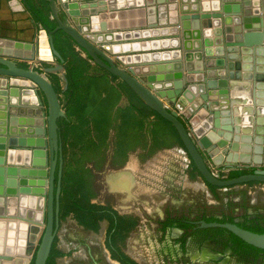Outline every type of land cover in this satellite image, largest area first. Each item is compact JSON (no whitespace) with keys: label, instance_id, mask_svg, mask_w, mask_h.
<instances>
[{"label":"water","instance_id":"water-1","mask_svg":"<svg viewBox=\"0 0 264 264\" xmlns=\"http://www.w3.org/2000/svg\"><path fill=\"white\" fill-rule=\"evenodd\" d=\"M21 1L30 7L27 0ZM46 1L52 27L37 16L39 29L30 42L0 38V264H13L16 259L46 264L59 226L63 152L57 120L66 115L52 83L29 64L20 67L12 60L45 59L40 57L42 33L50 59L59 60L49 61L51 66L43 72L63 70L53 37L57 33L69 37L95 64L171 123L207 184L264 183V165L258 168L245 161L243 168L230 169L222 179L207 166V159L221 162L215 149L228 151L233 147L230 142L238 140L226 132L228 128H220L224 125L217 118L230 114V108L222 107L238 68L232 61L244 51L264 55V0ZM133 16L139 26L148 25L133 35L146 39L128 45V34L116 28L125 27L124 18ZM116 18L119 22L112 20ZM228 122L225 118L223 123ZM194 223L198 228L223 227L264 249V233L233 222Z\"/></svg>","mask_w":264,"mask_h":264},{"label":"crops","instance_id":"crops-1","mask_svg":"<svg viewBox=\"0 0 264 264\" xmlns=\"http://www.w3.org/2000/svg\"><path fill=\"white\" fill-rule=\"evenodd\" d=\"M40 3H43L42 0ZM27 4L39 8L44 20L53 26L47 7L37 5L36 0H27ZM30 7L25 6L21 0L13 4H9V0H0V38L23 42L33 40L39 29V21L33 16ZM124 19L127 21L125 27L116 29L121 34H128V45L139 44L138 40L146 39L133 34L134 31L141 34L148 27L147 24L139 26L136 16ZM112 20L119 22L117 18ZM62 35L57 33L53 38L54 48L63 58V70L43 72V68L51 66L50 62L59 63L55 57L35 60L39 62L36 70L52 83L60 107L66 115V118L57 120L60 137L63 129V166L78 159L95 175V179H92L94 195L90 197L91 203L108 206L118 215L135 219L137 214L130 213V207L142 202L140 208L144 211L139 215L140 222L146 221L145 213H149L147 207L154 209L150 211H155V222L168 209L194 213L197 216L204 214L206 217L212 214L222 215L232 210L236 213L246 206L249 210L252 207L264 209V204L254 202L252 195L248 194L250 186L246 184L210 188L197 170L193 169L191 159L172 128L159 119L121 80L108 74L84 51H78L69 37L65 39ZM69 45L88 62L89 67L80 77L78 91L65 94L68 61L72 60L74 70L79 69L77 62L70 58L72 52ZM12 60L20 67H27L29 64L16 58ZM232 62L238 68L234 70L235 78L229 80V99L226 100V106L221 108L224 111L230 108V114L217 119L220 126L224 125L220 128H228L229 130L225 129L226 132L232 137L238 136V140L230 142L233 150L215 149L216 156L221 157L220 164L216 165L226 169L227 173L235 167L243 168L245 161H249L251 166L264 165V55L244 51ZM163 100L167 104V100ZM86 101L95 103L88 106L87 110L84 105ZM225 118L229 120L228 124L223 123ZM219 136L221 135L218 134L217 138ZM87 149L91 153L83 155ZM75 150H78L79 158L72 157ZM153 198L158 203L151 202ZM111 201H115L117 207ZM109 224V220L103 218L99 220L97 230L87 229L79 224L73 212L66 213L59 220L47 263L55 258V264H120L110 257L105 247ZM96 233H101V255L91 249L92 244L88 241V237L95 238ZM71 241L74 242L72 248H76L74 251L70 247ZM82 246L85 254L80 256L76 253ZM52 253L55 257L51 256ZM13 264L23 263L16 259Z\"/></svg>","mask_w":264,"mask_h":264},{"label":"trees","instance_id":"trees-1","mask_svg":"<svg viewBox=\"0 0 264 264\" xmlns=\"http://www.w3.org/2000/svg\"><path fill=\"white\" fill-rule=\"evenodd\" d=\"M43 2V7H47V1L42 0ZM31 12L33 16L38 20L37 16L42 15L39 13V8L36 7H30ZM39 21V20H38ZM52 27V25H50ZM68 39L67 36H65V39ZM64 39V40H65ZM69 50L72 52L70 58L74 59L79 66V69L74 70L72 68V60L70 62L68 61V66H66V71H65V78L67 80V88L65 90V94L68 93H76L79 89V83H80V77L82 74L87 71L88 69V62L81 58V56L78 55V52L74 50V48L69 45ZM75 64V65H76ZM108 73V72H107ZM109 74V73H108ZM81 94V93H80ZM69 100V99H68ZM79 103H82L81 100H79ZM95 102H92V104L88 101L84 104L87 108L89 109L88 106H92ZM85 108V109H86ZM152 111V110H151ZM153 112V111H152ZM84 113V112H83ZM93 113L94 110H93ZM155 113V112H154ZM155 115L167 123L172 130L174 131L177 139L180 141L178 134L174 127L169 123L167 120L159 116L158 114L155 113ZM63 129L61 130V143L63 146ZM181 146L182 143L180 141ZM62 147V152H63ZM83 153V152H82ZM87 152L83 153L85 155ZM75 156L72 154V157ZM191 165L193 169L196 171V168L191 161ZM93 175L91 174L90 170L85 168L80 161L73 160L71 162H68L65 167L63 166V180H62V189H61V195L59 198V220L63 218L64 215L68 212H73L74 217L76 220L81 224L83 227L87 229H93L97 230L98 228V223L99 220L103 218H107L110 222L109 228L107 230V237L105 240L106 247L111 250V257L115 260H117L120 264H139L137 261H135L133 258L130 256L124 254L121 250L120 247L115 246V241L120 240L122 241L124 236L135 227L136 225V219L134 218H126L121 215H118L117 212L108 207V206H103V205H98L90 202V197L91 195H94L93 190ZM257 183L256 181H250L247 182V185H253ZM210 188H217L216 186H212L207 184ZM231 187V186H228ZM246 207H242V214L239 215L241 218L237 223V225L249 229L254 232H259V233H264V225H260V223L251 221L248 219V213H246ZM253 208V207H252ZM254 209V208H253ZM66 212V213H65ZM234 214V210L232 211H227L225 215H222L220 218L216 217H208L204 218L205 221H219V222H225V221H233L234 218L236 217ZM180 226H186L187 224L185 222H181V220L177 219L176 220ZM171 220L165 221V225H170ZM196 233H198L202 238H205L206 236L209 237H221L222 240H225L227 242H230L235 245V249L241 250L242 248L254 250V252L260 251V249L255 248L252 245H249L242 241L240 238L232 234L230 231H228L225 228L222 227H214V228H196ZM188 234L184 233L182 238V243H184L185 238ZM225 235V238H224ZM54 242L52 243L53 248ZM33 263V260L31 261V264ZM47 263V262H46Z\"/></svg>","mask_w":264,"mask_h":264},{"label":"rangeland","instance_id":"rangeland-1","mask_svg":"<svg viewBox=\"0 0 264 264\" xmlns=\"http://www.w3.org/2000/svg\"><path fill=\"white\" fill-rule=\"evenodd\" d=\"M86 148V147H85ZM91 151L87 149V154H90ZM75 158H79L78 150H75ZM92 169V168H91ZM93 179H95V175L93 174ZM95 189V188H94ZM251 195L253 197L254 202H258L261 204H264V189H260L257 184L251 186ZM99 201V200H98ZM158 203L156 199H151V202ZM111 203H114L113 205L117 207L115 204V201H111ZM145 204L146 202L143 201ZM94 204H99L94 202ZM137 205H139L137 207ZM143 205L142 202L135 203L133 207H130V213H135L136 215V226L135 228L126 234L123 238V247L125 253H127L129 256L134 258L136 261H138L140 264H225L222 261H219L217 263H214L213 261H206L204 260V257L201 256V250H198V245L188 242L186 245V250L181 251L178 248V245L175 244L174 239L178 236L179 231L176 229H169L167 228L165 233H161V231L158 230V227L154 221L155 211H150L152 208L147 207L146 209L149 211V213H145L147 217L145 218L146 221L140 222L139 215L142 214V211L144 209L140 208ZM147 206V205H146ZM119 207V206H118ZM120 208V207H119ZM154 210V209H152ZM146 212V211H145ZM151 217H150V215ZM143 220V216H142ZM97 232V231H95ZM90 236V235H89ZM101 233H96L95 238L88 237V241L90 244H92L91 249L96 252L100 253L99 255L103 254L102 246H101ZM120 241V240H119ZM121 242V241H120ZM70 243V242H69ZM74 245V242L71 241L70 247L72 251L76 248H72ZM80 256H83L85 254V248L80 249L78 253H76ZM226 255V254H224ZM52 257H55V254H51ZM231 260L238 259L236 257H231ZM54 259L49 260V263L47 264H55ZM233 260V262H235ZM257 264H264L263 262L257 261ZM236 264V263H235ZM238 264H247L246 262H238Z\"/></svg>","mask_w":264,"mask_h":264},{"label":"flooded vegetation","instance_id":"flooded-vegetation-1","mask_svg":"<svg viewBox=\"0 0 264 264\" xmlns=\"http://www.w3.org/2000/svg\"><path fill=\"white\" fill-rule=\"evenodd\" d=\"M256 167L259 168V167H263V166H256ZM258 183H262V182H257L255 184H258ZM243 184H246V183H243ZM255 184H253V185H255ZM253 185H248V186L251 187ZM232 186H234V185H232ZM248 194H251V193L248 192ZM246 213L249 214L248 215L249 220H251V221L253 220L255 222L260 223V225H264V209H260V208H254L253 209L252 208V210H249V208H248V209H246ZM240 214H242L241 209L237 210L236 213L233 214L236 216L233 221H225V222H233V223L238 222L241 219L239 217ZM222 215H225V213ZM222 215L219 214L216 216L215 214H212V215H209L208 217L213 216L216 218H220ZM123 217L129 218V219L134 218V217H128V216H123ZM208 217L204 216V214L202 216L201 215L197 216L194 213H186V212H180V211L174 212V210L168 209L166 212H163V217L161 219H158V221L155 223L158 227V230L161 231L162 234L166 232L167 228L176 229L177 231H179V234L174 239V242H175V244L178 245V248L181 251L186 250V245L188 244V242H192V243L198 245V250H201L200 251L201 256L204 257V260H206V261L208 260V261H213L214 263H217V262L223 260V262L225 264H235V263L238 264V262H240V263L246 262L247 264H257L258 263L257 261H259L260 263L264 261V249H260V251H258V252H254V250L246 249V247L239 250V249H235V245L232 244L231 241L227 242L226 239L222 240L221 237L206 236L205 238H202V236H200L198 233H196L197 232L196 228H198V227L196 226V223H194V222L198 221V220H204V218H208ZM177 219L181 220V222H185L187 225L186 226H180L179 223L176 221ZM168 220H171L172 224L164 226L165 221H168ZM207 222H209V221H207ZM217 222H219V221H217ZM209 228H214V227H209ZM184 233L185 234L187 233L188 235L186 236L184 243H182L181 237L183 236ZM224 238H225V235H224ZM123 243H124L123 240L121 242L119 240H117V241H115L114 245L120 247V250L124 254L128 255L122 249ZM105 247H106V243H105ZM106 249L109 251L110 257H111V250L108 249L107 247H106ZM224 254H226V255H224ZM231 257H236L238 259H236V260L232 259L231 260L230 259ZM233 260L235 262H233Z\"/></svg>","mask_w":264,"mask_h":264},{"label":"built area","instance_id":"built-area-1","mask_svg":"<svg viewBox=\"0 0 264 264\" xmlns=\"http://www.w3.org/2000/svg\"><path fill=\"white\" fill-rule=\"evenodd\" d=\"M75 47H76V49L78 51H81L78 46H75ZM29 65H30L31 68L37 69L39 67V62H36L35 60L34 61H29ZM207 166H208L210 172L214 176H216L217 178H221L222 179V178H226L227 177L228 173H227L226 169H221V168H219L218 165H216V164H214V163H212L211 161H208V160H207ZM257 186L260 189H264V183L263 182L262 183H258ZM249 192H251V187H250Z\"/></svg>","mask_w":264,"mask_h":264},{"label":"bare ground","instance_id":"bare-ground-1","mask_svg":"<svg viewBox=\"0 0 264 264\" xmlns=\"http://www.w3.org/2000/svg\"><path fill=\"white\" fill-rule=\"evenodd\" d=\"M50 48L46 41V36L42 33L40 37V57L50 59L51 57Z\"/></svg>","mask_w":264,"mask_h":264}]
</instances>
